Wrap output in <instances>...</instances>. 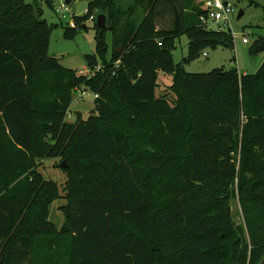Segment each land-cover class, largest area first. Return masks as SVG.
I'll return each instance as SVG.
<instances>
[{"label": "trees", "instance_id": "1", "mask_svg": "<svg viewBox=\"0 0 264 264\" xmlns=\"http://www.w3.org/2000/svg\"><path fill=\"white\" fill-rule=\"evenodd\" d=\"M35 9L0 0V264H264V61L252 74L186 71L206 48L234 47L231 30L202 24L204 0H91L65 36L104 12L97 52L106 30L113 52L102 63L88 56L102 70L78 74L46 53ZM168 11L171 26H160ZM183 34L189 53L177 63ZM250 52L264 53V35ZM160 73L172 83L158 92ZM82 87L98 95L97 115L68 123ZM59 154L60 185L37 163Z\"/></svg>", "mask_w": 264, "mask_h": 264}, {"label": "rangeland", "instance_id": "2", "mask_svg": "<svg viewBox=\"0 0 264 264\" xmlns=\"http://www.w3.org/2000/svg\"><path fill=\"white\" fill-rule=\"evenodd\" d=\"M27 4L36 7L37 14L42 20H45L48 27V45L46 53L59 59L61 64L66 68L76 70L78 72L89 71L87 58L88 56H96L99 63H102L104 58L110 59L113 52V36L110 30L105 31L106 51L104 55L97 52V31L96 22L88 20L87 28H80L75 38H67L65 36V25L70 23L75 26L72 19L73 14L83 15L86 12L89 1L91 0H74L70 4V13L66 17L62 16L61 12H57L55 7L52 8L44 0H25ZM62 0H56L55 4H60ZM235 12L231 17V25L228 30L232 31L234 37V47L218 46L216 48H206L200 57L185 63L186 71L190 73H206L216 68L231 69L237 68L240 73H256L264 61V53H251L250 47L252 42L259 36L264 35V0H230ZM243 10V15L238 18L239 12ZM170 16V18H169ZM172 23V13L168 11L163 14L160 26L165 25L170 27ZM211 29H216V25L210 23ZM248 37L250 42L243 43V38ZM189 53V39L186 34L181 35L176 40V48L173 51L175 62H182ZM207 53V55H205ZM159 82L161 86L158 92L164 86L172 83V77L160 73ZM85 94H81V90L73 91V101L70 107L71 117H67L68 123H74L77 112L82 114L84 119L90 120V117L97 115L94 112L95 103L94 95L88 89H85ZM92 118V117H91ZM67 128L64 129V134L58 141L59 147L66 146L68 142ZM52 143V142H51ZM144 158V157H143ZM65 159L59 154L57 157H46L38 159L37 163L39 170L44 174L45 178L52 179L58 184L65 183L67 174L63 172L61 163ZM59 166H57V165ZM64 198L56 200L52 206L51 219L61 226V220L64 215L61 213L59 205L65 203ZM234 220L237 224L243 223V215L240 207V202L235 199L231 202ZM0 240V244H1ZM20 264H29L24 261Z\"/></svg>", "mask_w": 264, "mask_h": 264}, {"label": "built area", "instance_id": "3", "mask_svg": "<svg viewBox=\"0 0 264 264\" xmlns=\"http://www.w3.org/2000/svg\"><path fill=\"white\" fill-rule=\"evenodd\" d=\"M204 2L207 8V13L200 17L202 24L209 27L210 23H212L216 25V29L219 31H229L228 27H230L231 25V17L233 13L235 12V7L233 3L230 0H204ZM69 5L70 4H67L65 0H62L60 4L58 5L55 4L56 11L61 12L62 16L66 17L67 14H71ZM92 19H94V16H91V20ZM249 42L250 40L248 37L243 38V43L248 44ZM159 44H162V43L160 42ZM205 55H207V53H205ZM117 63H119V61ZM89 69H90L89 71L87 70L83 71L82 74L91 76L95 74L97 71L102 70V66L97 65L95 69H92V68H89ZM85 89H88V88L82 87L76 90H81V94L84 95ZM93 95H94V99L98 96L95 93H93ZM67 117H71L70 111L67 113Z\"/></svg>", "mask_w": 264, "mask_h": 264}, {"label": "water", "instance_id": "4", "mask_svg": "<svg viewBox=\"0 0 264 264\" xmlns=\"http://www.w3.org/2000/svg\"><path fill=\"white\" fill-rule=\"evenodd\" d=\"M67 4L70 3V0H65ZM243 15V10L239 12L238 18H240ZM107 21H108V14L104 12H97L96 14V25L100 28H106L107 27ZM122 48V47H121ZM121 48L118 49V53L121 51ZM61 165L63 167H68V163L66 160H64Z\"/></svg>", "mask_w": 264, "mask_h": 264}, {"label": "crops", "instance_id": "5", "mask_svg": "<svg viewBox=\"0 0 264 264\" xmlns=\"http://www.w3.org/2000/svg\"><path fill=\"white\" fill-rule=\"evenodd\" d=\"M78 74H82V73H81V72H78ZM64 204H65V203H62L61 205H64ZM61 205H59V207H60ZM59 211H61V213H63L62 210H61V208H60ZM51 214H52V212H51ZM62 215H63V214H62ZM63 221H64V217H63V219L61 220V224H60V225H62Z\"/></svg>", "mask_w": 264, "mask_h": 264}]
</instances>
